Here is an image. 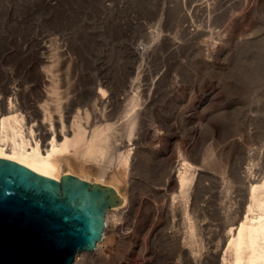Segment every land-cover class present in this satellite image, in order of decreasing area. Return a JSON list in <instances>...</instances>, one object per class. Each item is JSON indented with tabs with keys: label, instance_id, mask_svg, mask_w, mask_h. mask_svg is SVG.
<instances>
[{
	"label": "rangeland",
	"instance_id": "374dc122",
	"mask_svg": "<svg viewBox=\"0 0 264 264\" xmlns=\"http://www.w3.org/2000/svg\"><path fill=\"white\" fill-rule=\"evenodd\" d=\"M207 1L209 4L214 1L210 7L216 11L223 8L227 0ZM257 1L264 4V0H253L255 4ZM194 2L195 0H187L185 7L190 8V11ZM170 6L172 7L168 8L166 0H0V31L3 32L5 40L8 39L6 47L9 49L3 55L1 64L7 73L12 69V77L9 80L10 94L6 101L16 99L19 103L20 92H24L26 88L30 90V87L34 89L38 79L36 73L40 70L37 68V72H34L39 61L33 54H44L43 52L46 53L50 49L57 55L65 50L62 57L58 55L65 62L68 61L63 71H60H65L64 80V75L59 73L61 89H65L61 90L59 87L58 96H55L57 102H47L48 112L53 115V119L60 115L66 116L63 117L64 120L68 117L69 121L65 120L64 123L69 128L77 117V120L87 127L88 139L97 129L104 131V134L118 143L121 140H131L130 145L120 151L124 157L129 158L130 167L127 172L117 167L118 156H110V162L105 165L110 167L108 169L112 172L110 182L117 181L119 186L116 187L122 189L126 198V209L121 212L115 227L118 229L115 230L117 234L113 232L115 235L112 242L105 247L101 258L87 257L84 253L76 259L80 264H186L187 255L190 254L193 264H217L216 260L215 263L212 261V253L215 251L214 247L219 244L218 237L225 236L228 231L227 223L234 224L232 227L241 223V197H237V191L246 189L254 179L264 175V73L258 72L261 76L257 75L254 79L249 77L251 74L241 73V46L236 43L241 31L248 30V27L250 30L255 21L253 7L244 3L238 9H231L220 31L216 30L219 38L217 35L211 36L212 47L209 52H204L203 48L199 50L190 44L186 37L182 38L179 32L178 22L188 18V13L181 11L175 3H170ZM30 26L31 32L26 29ZM60 30L63 31L61 35L58 33ZM46 34L52 36L45 37ZM154 35L158 36L157 39L150 40ZM16 37L19 43L15 42ZM68 41L73 43L70 45ZM141 44L150 49L147 48L134 56L135 52L132 51ZM263 47L264 45L258 44L253 48L256 50L253 58H257L261 63L264 61ZM72 51L79 53L76 55L77 53L73 54ZM246 52L247 55H243V52L242 57L254 65L252 57ZM19 53L29 54L26 55L25 64L20 63L19 57H14ZM41 57H47V53ZM122 60L127 61L123 63ZM86 64L88 66H85ZM130 66L133 73L126 75L125 68ZM77 67L80 69L77 70ZM70 71L73 74H70ZM68 74L71 77H68ZM63 96L65 98L61 100ZM71 100L75 103L73 106L70 105ZM97 100L104 106L101 107L104 108L102 116H98L95 111ZM136 103L138 105L135 107ZM17 114L26 116V110L21 108ZM33 124L35 123L31 122L29 127ZM52 124L55 125L54 120ZM251 128L255 130L252 131ZM231 141L233 142L230 143ZM231 144H234V147H231ZM243 145H246L247 157L241 161L240 150ZM236 147L240 150H235ZM191 149H197L196 152L200 150V161L204 157L210 165L207 169H202L203 183L200 184L203 186L200 185L201 187L196 189L195 180L198 181L199 177L195 178L196 186L192 196L187 197L189 199H181L183 202H178L179 199L174 201L175 178L166 176L163 184L157 185L156 178L160 176L156 172L163 166L169 168L180 155L189 152L191 154ZM192 158L194 157H190V160ZM237 167H241L239 170L247 180H244L242 175L241 182L230 176V172ZM149 188H155L158 194L154 195L153 190ZM199 192L202 195L198 194ZM195 196L198 198L196 203ZM168 197L171 200L168 201ZM183 206L191 218L187 223L193 222L198 226L192 244H188L187 237L182 234L183 229H179L184 223V214L180 211ZM132 226L133 229H130ZM201 226H208L209 230H217L219 227L221 235L216 236L213 231L200 233ZM170 231L175 232L171 234ZM120 235L126 240L120 239ZM211 236H214L215 240ZM220 248L218 264L222 263L225 247Z\"/></svg>",
	"mask_w": 264,
	"mask_h": 264
},
{
	"label": "bare ground",
	"instance_id": "6f19581e",
	"mask_svg": "<svg viewBox=\"0 0 264 264\" xmlns=\"http://www.w3.org/2000/svg\"><path fill=\"white\" fill-rule=\"evenodd\" d=\"M166 2H167L168 8L172 7V6L169 7L170 3H175V5H177L178 7L181 8V11L183 10L184 12H186L185 14L188 13V18H185V20H183V21L180 20L178 22L180 24V25L178 24L179 30H180L179 32L183 36L182 38L186 37L185 39H187L190 44L194 45L199 50L203 48L204 52L210 51V47H212L211 45L213 42V38L211 36L214 35L213 37H216L215 35H217V37H218V32L216 30L218 29L220 31L225 20L227 19V15H228L229 11L231 9H238L244 3L245 4L247 3V5L251 8L253 7L252 10L255 11V21L253 22V25L250 26V30L248 27V30L246 29V31H244V30L241 31L242 33L240 35V38L237 39L236 43L241 46V73L243 75L244 74H251L249 77H251L253 79L257 75L261 76V74L260 73L258 74V72L264 73V61L262 60L263 62L261 63V61H257L258 60L257 58H253L254 57L253 55H255L254 53L256 52V50H253V48H255V45H258V44L264 45V4L262 2H261L262 4H260L257 1L255 4V2H253V0H227V1H225L223 8H220L216 11L211 9V7H210L214 1L209 4L207 0H195V2L193 3L194 5L191 7L190 11H189L190 8L188 9L187 7H185V5H187V0H166ZM47 4L50 5V3L48 1H47ZM68 7H70V6H68ZM186 8L188 9V11H186ZM50 12L51 11H49V13ZM52 13H54V12H52ZM179 14H180V12H179ZM51 15H53V14H51ZM182 16H184V15H182ZM11 28H8V29L11 31L12 30ZM14 28L15 27H13V29ZM30 28H31V26L29 28H26V29H29V31H30ZM32 28L34 29V27H32ZM5 29H7V28H5ZM39 29H41V28L39 27ZM54 29H52V30H54ZM177 29L178 28H176V30ZM58 33H60V35H61L63 33V31L60 30V32H58ZM147 33H149V32H147ZM9 34H11V33H9ZM25 34H26V32H25ZM52 34H50V35L46 34L47 36H45V35L44 36L49 37V36H52ZM219 34L221 35V33H219ZM31 35H33V34H31ZM16 36L18 37V35H16ZM21 36H23V35L21 34ZM17 37H16L15 42L19 43L20 41L17 39ZM28 37H29V35H28ZM154 37H155V35H154ZM156 37H158V36H156ZM156 37L154 39L150 38V40L155 41L157 39ZM64 38H65V36H64ZM7 40L8 39L5 40V38L3 36V32L0 31V159H6V160L16 162L18 164H21V165L27 167L28 169L34 171L37 174H40V175L48 177V178L55 179L57 181H61V179L63 178L64 175H72V176L80 178L83 181L90 183L91 185L98 184L102 187L113 188L116 191L117 195L122 197V199H123L122 206L119 208L110 207L107 210L106 217H105L106 227H105L104 232H103L102 240L100 242H98L95 251L80 253L79 255H76L75 261H76L78 256H80L84 253L87 257L96 256L97 258H101V256L103 255L102 253H104V251H105V247H108V245L112 242V237H114L113 235H115L113 232H115V230H118V229H115V227L120 220V216L123 213L122 211L124 209H126V207H125L126 198L124 197V195L121 191L122 189L120 187H118V188L116 187V186H119L116 184L117 181H115V182L113 181L114 183L110 182V180L112 179V176H110V173H112V172L109 171L110 169H108L110 167L107 168L105 165L108 164V161L110 162V156L114 155L115 156L114 158H116V156H118L119 161H118L117 167H119V169L123 170L124 172H127L129 170V167H130L129 158L124 157V155L120 151L122 149H124L125 147H127L128 145H130L131 140H128V141L127 140H121L118 143L116 140H111L109 136L104 134V131H100L97 129H95L92 132V137L90 139H88L87 127L85 125H82L80 120L79 121L77 120V117L74 118L75 120L73 121L72 125L69 128H67L65 123H64L65 120H66V122L69 121L68 117H67V119L65 118V120H64L63 117H66V116L60 115L58 118L53 119V115L51 116V114L48 112L49 108H48L47 102H54V101L57 102V100H55V98H56L55 96H58L59 87H60V89L62 87V84L60 83L61 80L59 79L60 78L59 73H61V75L62 74L64 75L65 71L63 73L60 71H63L62 69L65 67V63L68 62V61L65 62L64 59L59 58L58 55L60 54V56L62 57L65 50H63L61 53L58 52L59 54L55 55L56 53L55 54L52 53L53 50L49 49L46 52L47 57H41L42 55L46 54L45 52H43L44 54H41V53L33 54L34 58H38V61H39V64H37L36 67L34 68V72L35 73L37 72L36 71L37 68L40 70L39 71L40 73L39 72L36 73V75L38 76V79L35 81L34 89H31V87H30V90H27V88H26L24 90V92H22V93L19 91L20 95L19 94L18 95H19V97L22 98V100L20 98L19 103L17 102L16 99H14V100L10 99L7 102L6 97L10 94V82L11 81H9V80L12 77V75H11L12 69H10L9 73H7L6 71H4L3 66L1 64V59L3 58V55L5 54V52H7L9 50L6 47ZM64 41L67 42V40H65V39H64ZM72 43L73 42H71V44ZM76 43L79 44V42H76ZM76 43H74V44H76ZM69 44H70V42H69ZM80 44H83V43H80ZM40 45H41V43H40ZM215 45H216V43H215ZM62 46H63V44H62ZM89 46H90V44H89ZM82 47H83V45H82ZM128 47H126V48H128ZM72 48H73V45H72ZM75 48H77L76 45H75ZM79 48H81V47L79 46ZM85 48H87V47H85ZM147 48H149V47H146L145 45L143 47V45L141 44L140 46H138L136 48L135 51H132V50L131 51L135 52L134 53V56H135V55H137V53L141 54L142 53L141 51H146ZM92 49H94V47ZM69 50H71V49H69ZM119 50H120V48H119ZM122 50H124V49H122ZM262 50L264 53V47ZM36 51H38V50H36ZM246 51H248V55L252 57V61L254 62V65L249 64L247 62V58L245 60V58L242 57L243 52H244L243 55H245V54L247 55ZM72 52H71V54H72ZM86 52H88V50H86ZM90 52H93V51H90ZM76 53H77V51L73 52V54H76ZM78 53L76 55H78ZM129 54L132 56L131 53H129ZM140 54H138V55L140 56ZM26 55H29V54L19 53V54H15L14 57H16V56L19 57L20 63L23 62L25 64L26 63L25 60L27 61ZM11 56L12 55H10L9 57H11ZM80 56H82V55H80ZM88 56H90V55H88ZM91 56L93 58V55H91ZM94 56H95V54H94ZM143 56H144V54H143ZM28 57H30V56H28ZM128 59H130V58H128ZM15 60H17V59H15ZM66 60H70V59L66 58ZM127 60H124V61H127ZM134 60H137V59H134ZM124 61H123V63H124ZM90 63L92 64V62H90ZM87 64H88V62H87ZM87 64L85 66H88ZM119 64H121V63H119ZM72 65H74V64H72ZM123 65H125V64H123ZM132 65H134V64H132ZM18 67H20V66H18ZM72 67H71V71H72ZM78 68L79 67H77V70H78ZM130 68H131V66L128 67L127 69L125 68V74L126 75L127 74L131 75L133 73V68L132 69H130ZM15 69H16V67H15ZM30 69H32V68H30ZM88 70L91 71L92 69H88ZM71 71H70V74H73V73H71ZM27 73L29 74V72H27ZM117 75H118V73H117ZM126 75H124V76H126ZM65 76L66 75L63 76V80H64ZM36 77H34V78L36 79ZM68 77H71V76H69V74H68ZM108 77H110V76H108ZM111 78H107V79L109 80ZM118 78H120V77H118ZM118 78H116V79H118ZM35 79H32V80H35ZM68 80H69V82L71 81L70 79H68ZM118 80H120V79H118ZM118 80H116V82ZM127 80H128V78H127ZM24 81L27 82L28 80H24ZM19 83L20 82H18L17 86H19ZM105 83H107V82L105 81ZM112 83H111V85H112ZM123 84H125V83H123ZM23 85H22V87H23ZM62 89H65V88H62ZM66 89H67V86H66ZM104 90H105V88H104ZM19 97H18V99H19ZM63 98H65V97L63 96L62 99L61 98L60 99L64 100ZM72 99H73V97H72ZM74 99H76V98L74 97ZM39 103H44V105H39ZM64 104H65V102H64ZM73 104H75V103H72V100H71L70 105L73 106ZM99 105H100L99 100H97L96 104H95V111L98 114V116H102L104 113L103 112L104 108L101 109V107H104V106H101V105L99 106ZM137 105L138 104L136 103L135 107ZM21 108H24V110H26V116L17 114ZM76 108H78V107H76ZM133 110L134 109H132V111ZM140 112H142V111H140ZM63 115H65V114H63ZM139 117H141V116H139ZM133 118H135V117H133ZM53 120H54L55 125L52 124ZM31 122H33L35 124H33L32 127H29V124ZM134 125H135V123H134ZM251 130H252V128H251ZM253 130H255V129H253ZM252 134H253V132H252ZM239 137H241V136H239ZM235 140H236V138H235ZM232 142L233 141H231L230 143H232ZM189 144H190V142H189ZM239 144L240 143H236V145H239ZM245 146L246 145L241 146V150H240V148H237V147H236L237 149L234 148L235 150H238V149L240 150V152H241L240 160L241 161H244V159L247 157V152H246ZM231 147H234V144H231ZM195 150H197V149H195ZM195 150H192V149L189 150V151H191V154L194 157L191 160H190V157H192V156H190L191 155L190 152L188 154H185V155H180L176 161H174L170 164L169 168H163L164 167L163 166V167L159 168L158 172H156V173H159V176H160V177L156 178V179H158L157 185H159V184L162 185L163 179H165L166 176H169L170 178H175L176 186L174 188L176 190L174 192V201L179 199L178 202H183L182 200L189 199L190 196H192L193 192L195 191V186L197 185V187H196V189H197V188H199L198 186L201 185L200 183L202 182V179H203L202 178L203 174L201 175L203 167L207 169V166L210 165V162L207 161L206 159H204V157H202V160L200 161L201 157H200L199 153L201 151L199 150L200 152L198 151L199 152L198 153ZM235 150H233V151H235ZM193 152H194V154H193ZM240 152H238V153L240 154ZM184 153H185V150H184ZM186 153H187V151H186ZM227 157H228V155H227ZM233 160H235V159H233ZM161 163H163V162H161ZM152 164L156 165L155 163H152ZM163 165H164V163H163ZM231 165H233V163H231ZM143 166L144 165H142V167ZM103 167H106V169ZM239 168H241V167H237L234 170H232L230 172V176L233 177L235 180H238L241 182V175L243 176L244 173L241 172L239 170ZM146 169L147 168L145 167V170ZM150 171L151 170H149V173H151ZM117 172H119V171H117ZM154 172H155V170L153 171V173ZM113 173H115V172H113ZM154 175H156V174H154ZM230 176H228V177H230ZM198 177H199V179H198V181H196L195 178L197 179ZM117 178H115V179H117ZM205 178H207V177H205ZM242 178L244 180H247V177H245V176H243ZM194 180H195V182H197V183H195L196 185H194ZM250 181H251V179H250ZM216 182H217V180H216ZM204 185H205V183H204ZM201 186H203V185H201ZM149 189L151 190V188H149ZM152 190H153L154 195L158 194V193H156L157 191L155 188L154 189L152 188ZM200 193L201 192H199L198 194H200ZM237 193H238L237 197H241V223L236 227H232L234 224L227 223L226 227L228 228V231L226 232L225 236H222V238L218 237L219 238V241H218L219 244L214 247L215 251L212 253V256H213L212 261H214V263H215V260H216L217 261L216 263L217 264L219 263V261H220L219 260V253H220L219 249L221 250L220 247H222V248L225 247L224 254L222 256V263L221 264H264V175L257 180L254 179L252 181V183L246 189L238 190ZM200 195H202V194H200ZM204 196H205V193H204ZM169 197H168V201L171 200ZM187 197H189V198H187ZM197 199H198L197 197H196V200L194 198L195 203H196ZM206 200H208V199H206ZM208 202H209V200H208ZM209 205H210V203H209ZM180 211H182V213L184 214V216L182 218V220H184V223L181 225V227L179 229L180 230L183 229L182 234H185V236L187 237L186 241H188V244H192L193 243L192 241H193L194 237L196 236V234H195L196 227H198V226H195L193 224V222L187 223V220L190 221L191 218H190L189 212L187 211V209L184 206L182 207V210H180ZM200 212H203V211H200ZM168 213H170V212H168ZM204 213L206 214V211H204ZM201 214H203V213H201ZM205 214H203V215L206 217ZM133 218L136 219L137 217L136 218L133 217ZM133 218H131V220H133ZM210 226H212V225H210ZM135 227H134V229H135ZM219 227L217 230H215V229L209 230L208 226H201L199 228V231H200V233H203L205 231H208V233L209 232L211 233L213 231V233L216 236H220L221 234H220ZM130 229H133V226ZM128 231L132 232V230H128ZM126 232H125V234H126ZM170 232L172 234L175 231H173V232L170 231ZM120 234L123 235L124 233L120 232ZM171 234L169 233V235H171ZM121 235H120V237H121L120 239L126 240ZM166 235H168V232L166 233ZM117 236L118 235H116V237ZM123 236H125V235H123ZM126 236H128V234H126ZM171 236H170V238H171ZM159 237H161V236H159ZM211 237H213L215 240L214 236H211ZM179 248H181V247H179ZM86 253H91V254H86ZM190 255H187V260H185V261H188V262L186 264H193V258H191ZM75 261H74V263H75ZM75 264H80V263H78V261H76ZM201 264H202V262H201Z\"/></svg>",
	"mask_w": 264,
	"mask_h": 264
},
{
	"label": "water",
	"instance_id": "95a60500",
	"mask_svg": "<svg viewBox=\"0 0 264 264\" xmlns=\"http://www.w3.org/2000/svg\"><path fill=\"white\" fill-rule=\"evenodd\" d=\"M122 204L111 187L72 175L57 181L0 159V264H73L95 251L107 210Z\"/></svg>",
	"mask_w": 264,
	"mask_h": 264
}]
</instances>
